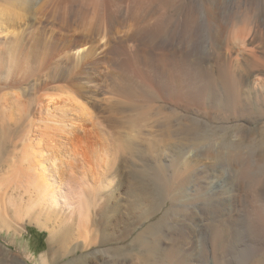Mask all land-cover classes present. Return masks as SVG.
Here are the masks:
<instances>
[{"label":"rangeland","instance_id":"obj_1","mask_svg":"<svg viewBox=\"0 0 264 264\" xmlns=\"http://www.w3.org/2000/svg\"><path fill=\"white\" fill-rule=\"evenodd\" d=\"M103 1L106 22L110 30L107 37L109 35L112 45L96 72L93 71L94 74L90 72V78L92 83L107 87L114 85L116 75L122 76L125 72L124 63L130 54L131 45H138L137 55H140V58L143 56V39L146 34L143 13L144 7L146 9L147 6L144 0ZM8 2L1 1L0 18L4 23H8L7 25H10L11 21L12 24L19 22V26L12 25L10 28L12 30L10 33L13 32L19 40L18 48L29 49L33 56L43 52L44 48H52L48 62L38 72L41 80L50 77L52 72L49 69L55 68L57 66L55 63L68 64L65 59L60 58L66 51L67 40L64 37V40L62 38L47 40L44 33H34L33 38L31 35L23 36L22 33L26 29L24 23L32 24L37 21L36 11L38 13L42 11L39 15L42 21H51L50 24L54 23L56 26L59 24V28L66 23L63 28L70 35L73 29H78L77 38L86 35L88 29L93 31L99 28L95 20L88 19L86 23L78 19L83 8L88 14L92 9V6L82 0H66L63 2L64 6L55 5L48 0H35V4L33 3L35 11L32 12L25 10L21 5L16 8L11 1ZM194 2V6L198 4V1ZM42 3L45 5L42 6ZM188 4V0H160L161 12L176 18L189 5L192 6ZM41 6L43 10L39 11ZM53 6H56L55 9ZM64 11L74 16L64 22L63 18L67 14ZM255 12L256 15L253 16L255 19L243 24L238 18L235 24L223 25L221 31L213 32V35H210L207 26L199 21L200 29L198 25L197 36L200 35V40L197 36L194 38L197 42L192 41V35L179 33L181 38L186 40L188 37L186 41L196 44L195 54L188 66L185 65L191 71V75L188 74L186 77L185 71L182 74L184 76L182 84L185 88L181 90V94L159 88L154 94L145 93L142 88L141 90L137 87L138 92L144 91L143 96L152 100L149 102L150 105H159L163 112L161 124L154 122L157 119L154 117L155 119L142 122L138 128H132L128 123L123 124L121 128V132L127 134L125 136L127 141L137 145L126 171L129 181L135 180L137 186L146 193L148 201L144 211L149 217L129 240L106 247L111 249L112 257L123 252L128 253L131 254L129 263L136 264L135 257L140 248L134 240L138 233L149 230L158 234L152 239L149 238L146 243L150 247L149 251L154 252L149 264H166L168 252L175 249L181 251L179 252L182 254L179 255L181 264L183 261L184 264H264V196L261 195V188L264 187V84H260V88L248 83L251 79L249 71L231 66V58L232 60L236 57L241 59L243 56L253 58L250 53L228 52L229 47L237 48V44L231 42L234 32L245 28L249 34L247 41L254 42V45L249 47L255 48L256 55L264 59V11ZM73 18L74 20H71ZM77 23L79 26L75 25ZM84 23L86 25L91 23L93 27L91 25L90 27L93 30L84 26ZM151 34L155 40V35ZM163 38H170V35ZM99 39L101 40L102 36H99ZM4 47H7V44L1 45L0 50H5ZM153 50L152 60L156 65L157 59L161 56L159 54L165 55L166 52L154 41ZM236 60L235 63L238 62ZM64 69L66 68L58 67L53 74H64ZM107 70H111L109 75L106 74ZM132 81L136 83L130 79L131 84ZM118 92H114L112 97L121 107L126 108L127 101ZM8 93L7 89L0 91L1 112L16 110V102ZM11 114L13 122L8 125L5 134L17 138L16 135L26 131L30 119L22 118L16 111ZM121 119L126 121V118ZM160 139H163V151L155 154L152 146ZM101 141L93 131L85 132L78 139L87 156L96 153L97 149L102 147ZM7 147V153L3 154V159L0 160L2 179L9 176V161L15 160L12 151L20 150L21 142L18 140L17 148H10L9 145ZM158 155L162 156L160 160L156 157ZM185 157L191 162L193 160L192 166L188 174L179 179L176 177V168L182 169L181 162L186 159ZM239 184L243 186L242 196L237 195ZM6 186L5 184L0 187V208L3 216L7 217L11 225L13 224L14 232L0 230V264H41L42 257L50 252V234L48 230L29 222L27 209L31 200L36 197L35 191L32 189L27 194L19 187ZM29 197L32 199L29 200ZM242 199L246 204L244 207L233 205ZM232 213L234 216L231 219ZM16 216L21 220L20 218L17 220ZM216 229L223 234L219 243L214 241ZM76 234V231H69L67 238L70 239L61 247V252L64 253L67 247H71ZM216 242L219 250H222L217 251L219 252L217 256L210 253L211 244ZM86 255L88 253L81 250L75 256H62L56 264H68L73 259ZM88 257L94 259L91 255ZM167 264L173 263L168 261Z\"/></svg>","mask_w":264,"mask_h":264},{"label":"bare ground","instance_id":"obj_2","mask_svg":"<svg viewBox=\"0 0 264 264\" xmlns=\"http://www.w3.org/2000/svg\"><path fill=\"white\" fill-rule=\"evenodd\" d=\"M1 1L6 0H0V4ZM8 1H11L16 8L21 5L27 11L34 10L35 0ZM48 1L64 6L63 2L66 0ZM194 1L188 0L192 6L188 4L189 7H186L187 9L176 18L161 12L160 0H144L147 7L146 9L144 7L143 13L146 33L143 39V56L140 58V55H137L138 45H131L130 54L127 55L124 63L125 72L122 76L116 75L114 85L110 84L111 86L107 87L92 83L90 78V72L99 68V64L106 58L108 49H111L112 45L109 35L107 37L110 30L106 22L107 15L103 0H82L92 6V9L88 14L83 8L78 19L86 23L88 19L95 20L99 28L93 30L91 23L87 25L84 23L88 28L91 25L90 29L93 31L88 29V33L81 38L76 37L78 29H73L71 35L64 31L63 26L66 23L59 28V24L57 27L54 23L50 24L51 21H42L39 15L42 13L40 9L45 5L43 3L41 8L39 7L41 13L36 11L37 21L32 24L24 23L26 29L21 32L23 36L31 35L33 38L34 33H44L47 40L61 38L67 40L66 51L60 58L65 59L68 64L55 63L57 66L49 69L52 72L50 77L44 80H41L38 72L48 62L52 48H44L43 52L34 56L29 49L18 48L19 40L13 32L10 33L12 31L10 28L12 25L19 26V22L12 24L11 21L10 25H7L8 23H4L0 18V47L7 44L5 50H0V91L9 90L8 95L16 102V110L11 112L16 111L22 118L30 119L26 131L16 135L17 138H11L5 134V131L13 122L12 114L4 110L0 111V160L3 159L2 155L7 153L8 145L10 148H17L18 140L21 142V149L17 152L12 151L15 160L9 161V176L0 178V187L5 184L6 187L16 186L24 189L27 194L32 189L35 191L36 197L33 199L29 197V200L32 199L27 209L29 222L48 230L50 234V252L42 257L41 264H56L62 256H75L81 250L88 255L67 263L130 264L131 254L123 252L119 256L112 257L111 249L106 248L129 240L149 217L144 211L148 201L146 193L137 186L135 180L129 181L126 171L137 150V145L129 143L125 137L127 134L121 132L123 124L128 123L132 128H138L142 122L154 117L157 118L154 122L162 123L161 107L150 105L152 100L143 96L144 91L154 94L159 88L181 94V90L185 88L182 84V74L185 71L186 77L188 74L191 75V71L185 65L188 66L196 51V44L192 41L199 34V21L203 22L208 28V33L213 35V32H220L223 25L231 23L232 26L238 18L244 24L253 20L254 14L256 15L255 10L264 11V0H196L198 4L195 6ZM63 10L62 8L61 11ZM67 14L63 18L64 22L74 16ZM155 19L156 21L153 22ZM256 19L260 20L257 17ZM75 25L77 26L78 23ZM198 25L199 29H197ZM151 33L155 35V40ZM179 33L192 35V41H186L188 37L186 40L181 38ZM168 35L170 38H163ZM247 35L249 34L245 28L235 31L231 42H235L237 48L229 47L228 52L250 53L253 58L245 56L241 59L231 58V66L247 69L249 77L251 76L248 83L260 87V84H264V59L256 55L255 48L249 47L253 46L254 42L247 41ZM99 36H102L101 40ZM197 37L200 40V35ZM153 41L156 45H161L162 50L166 52L165 55L157 56L159 59L156 65L152 60ZM236 59L237 63H235ZM61 66L66 68L64 74H53ZM109 71L106 74L109 75L111 73ZM130 79L136 83L132 81L131 84ZM137 87L144 91L138 92ZM116 91L126 99V108L121 107L112 97ZM197 96L199 98L198 92ZM121 118H126V121ZM87 131H93L102 140V147L89 156L83 152L78 143L79 137ZM162 142L163 139H160L153 144L152 149L155 154L163 151ZM156 157L159 160L162 158L161 155ZM192 162L187 158L182 161L183 170L176 168V177L180 179L186 176ZM238 186L237 195L242 196L243 186L240 184ZM261 193L264 196V187L261 188ZM233 205L244 207L246 204L242 199L234 202ZM3 215L0 208V230L14 232L13 224L11 225ZM230 216L232 219L234 214ZM17 218L20 217L16 216ZM70 230L76 231L77 234L71 247H67L63 253L61 247L70 239L67 238ZM216 231L214 241L219 243L223 234L220 230L216 229ZM157 235L156 232L149 230L138 233L134 240L140 248V252L135 257L136 264H149L154 252L149 251L150 247L146 243L149 238L152 239ZM218 243L216 242V245L212 243L210 246V253L216 256L222 251L217 247ZM220 245L223 248L222 244ZM179 252L181 251L178 249L168 252L167 260L173 264L179 263ZM89 255L93 256L96 262L93 258L90 259Z\"/></svg>","mask_w":264,"mask_h":264}]
</instances>
